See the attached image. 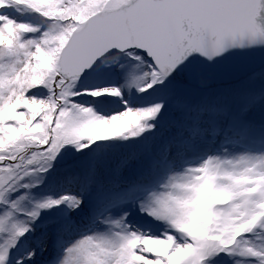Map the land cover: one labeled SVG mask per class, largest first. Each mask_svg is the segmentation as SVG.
<instances>
[{
  "label": "snow or ice",
  "instance_id": "snow-or-ice-1",
  "mask_svg": "<svg viewBox=\"0 0 264 264\" xmlns=\"http://www.w3.org/2000/svg\"><path fill=\"white\" fill-rule=\"evenodd\" d=\"M0 264H264V0H0Z\"/></svg>",
  "mask_w": 264,
  "mask_h": 264
}]
</instances>
